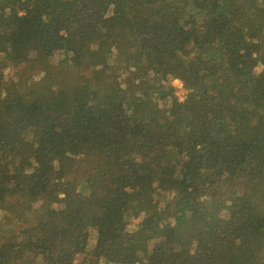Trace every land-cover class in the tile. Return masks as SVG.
Returning a JSON list of instances; mask_svg holds the SVG:
<instances>
[{
	"label": "trees",
	"instance_id": "trees-1",
	"mask_svg": "<svg viewBox=\"0 0 264 264\" xmlns=\"http://www.w3.org/2000/svg\"><path fill=\"white\" fill-rule=\"evenodd\" d=\"M259 66L264 0H0V264H264Z\"/></svg>",
	"mask_w": 264,
	"mask_h": 264
},
{
	"label": "rangeland",
	"instance_id": "rangeland-1",
	"mask_svg": "<svg viewBox=\"0 0 264 264\" xmlns=\"http://www.w3.org/2000/svg\"><path fill=\"white\" fill-rule=\"evenodd\" d=\"M54 57H55L54 61L57 62V61L61 60L62 57H64V55L62 53H57ZM256 71H257V73H263L264 72V66H259V68ZM172 84L175 88V96L180 101H184L186 99L187 91L184 88L182 82L179 80H173ZM131 220L129 221V224H128V229L130 232L137 229V226H138L139 222L142 220V217L141 218L139 217L138 219H135V220H133V219H131Z\"/></svg>",
	"mask_w": 264,
	"mask_h": 264
}]
</instances>
